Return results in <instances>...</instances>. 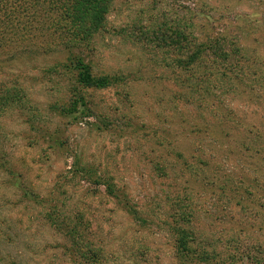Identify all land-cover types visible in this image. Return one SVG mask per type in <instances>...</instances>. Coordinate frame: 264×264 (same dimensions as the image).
Instances as JSON below:
<instances>
[{"label":"rangeland","instance_id":"374dc122","mask_svg":"<svg viewBox=\"0 0 264 264\" xmlns=\"http://www.w3.org/2000/svg\"><path fill=\"white\" fill-rule=\"evenodd\" d=\"M88 23L72 54L92 76L114 78L105 88L75 83L60 46L0 49V101H10L0 159L15 172H0L4 261L70 264L51 247L58 235L47 221L81 219L107 246L105 264H177L162 223L176 198L196 211L216 264H252L244 248L264 255V161L242 142H252L245 124H264V0H111ZM205 37L225 41L202 77L179 60ZM214 65L259 86L241 94ZM130 208L146 226L131 222Z\"/></svg>","mask_w":264,"mask_h":264},{"label":"trees","instance_id":"16d2710c","mask_svg":"<svg viewBox=\"0 0 264 264\" xmlns=\"http://www.w3.org/2000/svg\"><path fill=\"white\" fill-rule=\"evenodd\" d=\"M111 0H0V49L12 48L22 45L26 41L36 40L43 41L50 45H57L66 52L64 60L61 64L67 67L71 65L70 71L73 74L75 83L85 88H105L111 85L114 78L94 77L90 73V67L84 63L80 56L79 50L72 54L76 49V44L83 42L87 37L85 32L88 31V22L95 20V14L98 12H106L107 6ZM102 18H98L97 23ZM224 42L225 37L208 38L197 41L193 46L186 44L183 49V58L179 63L183 67L196 65L198 68L197 76L204 77L211 72V67H208L206 61L209 58L208 52H217L218 42ZM35 42L36 49H42L43 45H38ZM225 55V54H222ZM14 57V54H11ZM229 53L227 54V58ZM178 61V60H177ZM234 62L231 59L230 64ZM230 65V66H231ZM221 68L218 70L221 76H229L232 81L238 85L239 92H247L252 94L255 87L259 85L253 84L247 87L246 78L240 77L236 73H232L231 68L225 69L224 66L218 65ZM113 79V80H112ZM258 97V96H257ZM256 97V98H257ZM10 101L6 98L0 101V109L6 108ZM245 129L248 127V133L252 142L247 139L242 143H247L244 151H248L250 155L259 156L260 161H264V124L251 123L245 124ZM248 134V135H249ZM261 139V140H260ZM256 146H259L258 148ZM186 167V166H185ZM184 169V173L187 167ZM7 162L0 159V172L2 174L11 175L15 172L8 169ZM224 187H226L224 185ZM109 188V186H108ZM239 192V188L234 187ZM113 195L112 191L108 193ZM241 196V195H239ZM25 197V194H23ZM261 199L264 200V192L261 194ZM167 218L162 223L165 226L164 231L173 239V250L175 251V262L177 264H216L221 261L218 251L212 247L210 250L201 247L200 236L197 234L195 221L196 211H191L190 206L185 208L179 205L178 199H168ZM240 204V201H237ZM261 206L264 209V203ZM244 208V205H241ZM129 217L131 222H136L138 225H147V218L142 217L137 210L129 209ZM49 227L58 235V240L51 246L60 251L62 257L70 264H105L108 260L106 245L101 240H95L91 234L92 225L87 221L69 220L60 221L59 219L47 221ZM144 226V227H145ZM0 242H11L9 238L1 239ZM240 244V243H239ZM106 246V247H105ZM209 248V245L207 246ZM243 248L244 246L241 245ZM261 248V253H264V246ZM247 250L246 258L252 260V264H264V255L257 256L249 249ZM242 253V252H240ZM258 253H260L258 251ZM9 256V255H8ZM236 255H230V259H235ZM241 257L242 255H237ZM21 253L18 252V256ZM6 259V255H5ZM6 261V262H5ZM0 255V264H18L16 260L6 259ZM222 264H231L230 261L224 260Z\"/></svg>","mask_w":264,"mask_h":264}]
</instances>
